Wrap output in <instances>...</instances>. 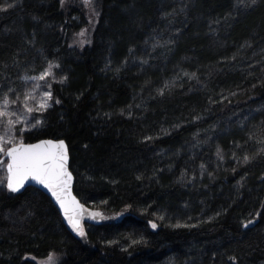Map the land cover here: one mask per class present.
<instances>
[{"label": "trees", "instance_id": "obj_1", "mask_svg": "<svg viewBox=\"0 0 264 264\" xmlns=\"http://www.w3.org/2000/svg\"><path fill=\"white\" fill-rule=\"evenodd\" d=\"M98 5L77 49L79 9L0 0V96L55 74L40 123L15 134L63 139L74 195L104 218L79 236L3 167L0 264H264V0Z\"/></svg>", "mask_w": 264, "mask_h": 264}, {"label": "snow or ice", "instance_id": "obj_2", "mask_svg": "<svg viewBox=\"0 0 264 264\" xmlns=\"http://www.w3.org/2000/svg\"><path fill=\"white\" fill-rule=\"evenodd\" d=\"M255 2V0H253ZM12 5L9 4V7ZM6 9H0L3 11ZM52 71V64L49 63L38 76L26 77L25 79H31L33 81H47L49 76H54ZM38 89L43 91V96L41 97V102L39 104L40 109L49 107L50 105L45 101L52 100V94L48 90L51 88V83H44L35 85ZM30 97L31 93L28 94ZM34 98V97H32ZM3 101V109L0 110V117L8 116L7 109L9 107V99L7 96H0ZM59 100H55V103H59ZM32 112V108L27 109ZM40 123L38 118H33L30 127H35ZM8 129L4 131L3 135H0V153H4L6 157L10 159V162L6 163V167L9 173V178L7 181V188L10 192H19L24 188L28 181H35L36 184L42 185L44 188L48 189L51 194L56 198L57 203L62 209H64L65 216L69 220V223L73 225L74 230L78 232L81 236L84 235L82 229H80L79 224L72 217L67 215L68 209L65 205V201L61 198L60 192L66 190L67 180L71 179V174L67 172L66 164V151L51 152L44 148V144L52 145L51 141L44 142V144H25L23 138L19 137L18 140L15 136L9 135L11 132L12 121H8ZM264 142V141H262ZM3 145H10L5 148ZM59 150L64 149L63 141H60L58 145H54ZM245 161L248 157H244ZM5 161L0 160V165H4ZM66 177V179H65ZM75 202V198H73ZM82 209V206H79ZM253 221L249 220L248 223L244 224L243 227L247 228L249 224ZM152 228L155 229L157 225L152 223ZM51 259V258H49Z\"/></svg>", "mask_w": 264, "mask_h": 264}, {"label": "rangeland", "instance_id": "obj_3", "mask_svg": "<svg viewBox=\"0 0 264 264\" xmlns=\"http://www.w3.org/2000/svg\"><path fill=\"white\" fill-rule=\"evenodd\" d=\"M61 5L63 10L65 11L74 9L80 10V14H73L71 17L74 20V23L79 25V27L77 29H74L70 34L69 45L71 47L80 49L84 45L90 44L95 27L99 20L100 9L98 0H61ZM51 80H54V76H49L47 78V81H33L31 79L25 80L24 85L22 86V88H20L19 92L11 96L9 100V107L7 109V112L9 113L8 116L0 117V135H3L4 131L8 129L9 120L12 121L11 132L9 133V135L15 136L17 140L20 136H17V134H15L16 131L20 132L27 128H30L32 119L34 117L37 118L36 115L32 116V113L34 111L38 112L40 110L38 106L41 102V97L43 96V91L35 87V85L44 84L46 82H50ZM29 93L32 94L31 97L28 95ZM44 99L47 102V98L45 97ZM28 108H32L33 111L29 112L27 110ZM2 109L3 101H0V110ZM3 146L6 147L7 145ZM2 154L3 153H0V157L2 156ZM3 167H5V164L0 165V186L3 184V179L6 177L3 174ZM116 218V216L111 217L112 220ZM103 219L104 218L100 216L99 212L83 208L81 216V227L83 220L102 221ZM106 219L108 220V218ZM78 235L81 236L80 234ZM56 259L57 256L54 253H49L45 257L37 258L36 264H56Z\"/></svg>", "mask_w": 264, "mask_h": 264}, {"label": "water", "instance_id": "obj_4", "mask_svg": "<svg viewBox=\"0 0 264 264\" xmlns=\"http://www.w3.org/2000/svg\"><path fill=\"white\" fill-rule=\"evenodd\" d=\"M47 141H51L52 145L44 144V142H47ZM60 141H63V144H64L63 150H59L56 147H54V145H58ZM24 143L25 144H32V145L44 144V148L48 151H51V152L66 151L65 167H66L67 172L71 174V179L67 180L66 190H63V191H61L60 189H57V190L60 192L61 198L65 201V205L68 209L67 215L72 217L74 220H76L79 224L80 229H81L82 228L81 227V216H82V209L83 208L81 209V207H79V206H82V204L78 201V199L76 198V196L74 195L73 190H72L73 183H74V176H73V174L69 168V152H68L67 144L65 143V141L63 139H49V138L41 139V140L31 142V143H28V142H24ZM4 157L6 158V163L10 162V159L8 157H6L5 155H4ZM6 163H5V168H6L7 181H8L9 173H8V170L6 167ZM65 179H66V177H65ZM26 187L37 188L38 190H40L44 194H46L51 199L52 203L56 206L57 210L61 214L63 221L68 226V228L71 231L78 233L76 230H74L73 225L71 223H69V220L66 218L64 209H62L60 207V205L56 201V198L51 194V192L48 189L44 188L42 185L36 184L35 181H31V180L28 181L25 184L24 188H22L21 190L25 189ZM73 198H75L76 203L73 202Z\"/></svg>", "mask_w": 264, "mask_h": 264}]
</instances>
